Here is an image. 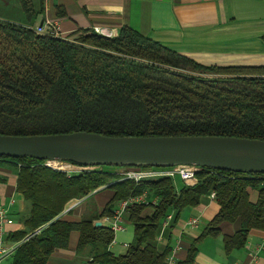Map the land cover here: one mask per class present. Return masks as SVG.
Returning <instances> with one entry per match:
<instances>
[{"label": "trees", "instance_id": "trees-1", "mask_svg": "<svg viewBox=\"0 0 264 264\" xmlns=\"http://www.w3.org/2000/svg\"><path fill=\"white\" fill-rule=\"evenodd\" d=\"M19 1L26 17L40 13L32 0ZM1 43L11 52H0V134L87 131L264 140V66H203L129 27L115 36L80 29L59 37L0 19ZM7 163L17 167L16 192L30 203L25 229L7 235L11 242L22 240L10 264H46L55 249L67 247L72 231L79 233L77 251L90 248L98 264H167L170 248L159 252L153 243L160 223L170 210L195 206L211 192L219 209L197 240L219 234L221 222L239 219V230L223 236L230 252L244 246L251 229H264V173L203 167L195 185L177 188L167 177L121 180L130 166L69 173L43 160L0 155V166ZM105 184L114 196L98 217L112 216L116 201L146 189L158 197L149 217L141 216L145 204L127 210L133 239L122 255L108 250L114 239L110 226H95L91 217L78 222L59 217L70 200ZM252 189L258 191L255 203L249 201ZM195 252L193 244L178 264L191 262Z\"/></svg>", "mask_w": 264, "mask_h": 264}, {"label": "crops", "instance_id": "crops-1", "mask_svg": "<svg viewBox=\"0 0 264 264\" xmlns=\"http://www.w3.org/2000/svg\"><path fill=\"white\" fill-rule=\"evenodd\" d=\"M32 5L40 13L26 17L19 0H0V12L11 11L8 7L19 12L18 18L0 14V19L34 27L49 21L59 25L63 37L80 29L115 36L120 28L129 27L203 66H264V0H32ZM17 174L12 163L0 166V205L14 220L7 226V235L25 229L30 211V203L16 192ZM172 180L177 188L184 184L178 177ZM145 191L141 216L149 217L158 197L152 190ZM113 196L114 191L105 184L70 200L59 217L73 222L91 217L94 224L98 221L105 226L111 216L98 215ZM257 198V189H252L249 201L255 203ZM116 207L117 201L113 209ZM218 209L216 197L207 194L195 206L168 212L153 241L159 252L170 248L167 264L185 261L193 244L196 252L187 264H264V229H251L242 248L226 252L223 236L239 230V219L223 221L219 234L197 240ZM127 210L122 214V230L114 233L108 247L114 255L124 254L133 239ZM193 219L195 223L190 224ZM128 225L132 226L131 235ZM78 237L79 233L72 231L67 247L55 249L46 264H98L92 261L90 248L77 251ZM21 241L7 240L8 246H18ZM12 256H5L0 264H10Z\"/></svg>", "mask_w": 264, "mask_h": 264}, {"label": "water", "instance_id": "water-1", "mask_svg": "<svg viewBox=\"0 0 264 264\" xmlns=\"http://www.w3.org/2000/svg\"><path fill=\"white\" fill-rule=\"evenodd\" d=\"M0 155L66 161L80 166L194 165L237 173H264V140L235 136H106L87 131L0 134ZM100 225L95 222V226Z\"/></svg>", "mask_w": 264, "mask_h": 264}, {"label": "built area", "instance_id": "built-area-1", "mask_svg": "<svg viewBox=\"0 0 264 264\" xmlns=\"http://www.w3.org/2000/svg\"><path fill=\"white\" fill-rule=\"evenodd\" d=\"M37 33L46 32L52 36H63L60 27L56 23L49 21L43 22L41 25L35 27ZM99 34L110 36L105 32L96 31ZM44 165L53 169L62 171L82 172L93 169V166H80L66 161H44ZM200 170L194 165H177L172 167H152V166H132L125 169L121 174L122 179H130L135 183H140L142 180L158 179V178H176L178 177L184 184L193 186L197 183L196 173ZM211 198H215V192H211ZM146 191L141 194L129 196L125 199L117 201V207L114 209L110 218H107L106 224L114 231L122 230L121 219L122 214L132 205L144 204ZM13 218L8 214V210L4 205H0V261L7 255L12 254L17 246H8L7 242V226L13 223ZM190 224H194L195 220H191Z\"/></svg>", "mask_w": 264, "mask_h": 264}, {"label": "rangeland", "instance_id": "rangeland-1", "mask_svg": "<svg viewBox=\"0 0 264 264\" xmlns=\"http://www.w3.org/2000/svg\"><path fill=\"white\" fill-rule=\"evenodd\" d=\"M7 9L8 10H11V11H8V12H0V14L10 15L12 17V19H15V18H18L19 17V12H17L16 10L13 11L12 7H8ZM9 46L12 48L11 45H9ZM3 47H6L7 48V44L6 43H1V45H0V52H1V54H3V56L5 54H8V53L11 52V50L10 51L3 50ZM26 49L28 50L27 53H29V48H26ZM18 54H20V53H15V56H18ZM94 167H96V166H94ZM108 170L115 171L116 169L115 168H108ZM126 230H127V233L129 232V234L131 235V233H132V226L131 225H128V228Z\"/></svg>", "mask_w": 264, "mask_h": 264}]
</instances>
